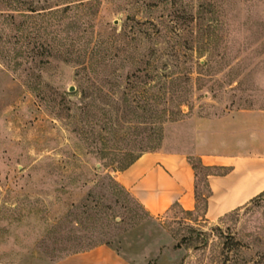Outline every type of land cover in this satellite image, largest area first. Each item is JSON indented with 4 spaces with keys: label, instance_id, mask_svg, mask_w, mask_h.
I'll use <instances>...</instances> for the list:
<instances>
[{
    "label": "rangeland",
    "instance_id": "rangeland-1",
    "mask_svg": "<svg viewBox=\"0 0 264 264\" xmlns=\"http://www.w3.org/2000/svg\"><path fill=\"white\" fill-rule=\"evenodd\" d=\"M73 89L70 92V89ZM264 109V0H0V264H264V193L150 217L116 180L190 121Z\"/></svg>",
    "mask_w": 264,
    "mask_h": 264
},
{
    "label": "crops",
    "instance_id": "crops-1",
    "mask_svg": "<svg viewBox=\"0 0 264 264\" xmlns=\"http://www.w3.org/2000/svg\"><path fill=\"white\" fill-rule=\"evenodd\" d=\"M189 133L176 136L172 149L141 155L116 180L150 217L174 207L196 210V172L209 169L204 216L214 221L264 193V109L230 110L190 121ZM56 264H132L111 247L99 245Z\"/></svg>",
    "mask_w": 264,
    "mask_h": 264
},
{
    "label": "trees",
    "instance_id": "trees-1",
    "mask_svg": "<svg viewBox=\"0 0 264 264\" xmlns=\"http://www.w3.org/2000/svg\"><path fill=\"white\" fill-rule=\"evenodd\" d=\"M140 156L133 158L129 163H127L120 171H123L125 169H127L130 165H132ZM193 168L196 172V169H201V170H205L207 171L206 175H205V186H206V177L209 176L211 173H209V169L202 167L198 162L194 161L192 162ZM197 186V185H196ZM197 188V187H196Z\"/></svg>",
    "mask_w": 264,
    "mask_h": 264
},
{
    "label": "water",
    "instance_id": "water-1",
    "mask_svg": "<svg viewBox=\"0 0 264 264\" xmlns=\"http://www.w3.org/2000/svg\"><path fill=\"white\" fill-rule=\"evenodd\" d=\"M69 91H70V92H72V91H73V89L71 88Z\"/></svg>",
    "mask_w": 264,
    "mask_h": 264
}]
</instances>
